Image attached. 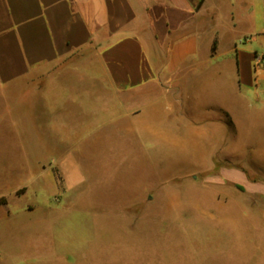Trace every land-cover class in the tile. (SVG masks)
Segmentation results:
<instances>
[{
    "label": "crops",
    "instance_id": "1",
    "mask_svg": "<svg viewBox=\"0 0 264 264\" xmlns=\"http://www.w3.org/2000/svg\"><path fill=\"white\" fill-rule=\"evenodd\" d=\"M260 52L264 0H0V120L19 98L78 143L207 147L228 133L218 163L263 179Z\"/></svg>",
    "mask_w": 264,
    "mask_h": 264
},
{
    "label": "rangeland",
    "instance_id": "2",
    "mask_svg": "<svg viewBox=\"0 0 264 264\" xmlns=\"http://www.w3.org/2000/svg\"><path fill=\"white\" fill-rule=\"evenodd\" d=\"M1 102L0 264H264V186L218 163L228 133L207 147L91 145Z\"/></svg>",
    "mask_w": 264,
    "mask_h": 264
},
{
    "label": "built area",
    "instance_id": "3",
    "mask_svg": "<svg viewBox=\"0 0 264 264\" xmlns=\"http://www.w3.org/2000/svg\"><path fill=\"white\" fill-rule=\"evenodd\" d=\"M254 61L256 66H263L264 68V52H260L254 55Z\"/></svg>",
    "mask_w": 264,
    "mask_h": 264
},
{
    "label": "trees",
    "instance_id": "4",
    "mask_svg": "<svg viewBox=\"0 0 264 264\" xmlns=\"http://www.w3.org/2000/svg\"><path fill=\"white\" fill-rule=\"evenodd\" d=\"M1 205H4V206L7 205V199L4 196L0 197V206Z\"/></svg>",
    "mask_w": 264,
    "mask_h": 264
}]
</instances>
